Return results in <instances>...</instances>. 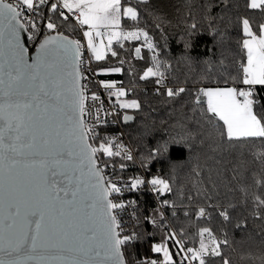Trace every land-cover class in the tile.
I'll return each mask as SVG.
<instances>
[{
	"label": "snow or ice",
	"instance_id": "1",
	"mask_svg": "<svg viewBox=\"0 0 264 264\" xmlns=\"http://www.w3.org/2000/svg\"><path fill=\"white\" fill-rule=\"evenodd\" d=\"M244 6L264 15V0H245ZM233 7L229 0H203L199 5L208 34L217 44L223 43L226 33L220 25L231 23ZM216 8L218 12L213 11ZM145 16L155 21L163 45L142 24ZM167 23L152 0H137L134 5L129 0H0V264H215L213 258L219 264H232L224 249L246 243L251 247L253 225L260 229L257 235L264 245V195L254 198L250 224L246 217L236 219L229 210L233 205L220 202L221 184L211 181L203 193L197 192L205 197V206L192 209L200 222L198 243L188 246L184 229L171 230L161 211L176 207L165 195L175 194L170 178L153 175L146 181L136 176L127 183L108 171L115 168V158L132 161L133 149L116 137L99 136L96 125L106 123L100 116L103 101L89 89L88 73L123 72L122 67L99 64L93 69L92 61L118 58L125 42L140 41L134 46L136 57L144 59L142 49H147L152 61L140 79L155 78L157 94L187 107L192 116L185 119L196 118L195 127L182 136L197 161L194 171L203 156L210 176L220 177L228 171L227 157L232 155L235 174L245 163V152L257 145L254 159L264 163V22L254 30L251 18L237 13L242 55L235 76L221 77L223 84L204 83L209 79L204 74L188 86L176 87L169 86L173 65L168 58ZM198 31L196 22L188 26L179 41L183 51L176 59L187 64L195 61L191 38ZM24 33L36 41L34 57L25 46ZM76 34L79 38H74ZM204 62L210 66V61ZM99 84L109 97H116L121 109H141L139 100L121 99L127 92L116 87L117 81L102 79ZM90 101L100 105L95 115ZM123 119L134 117L125 114ZM138 137L136 154L145 168L175 143L156 138L154 127L147 123ZM119 168L125 169L126 164L120 162ZM255 183L264 188V174ZM145 184L164 197L158 199L154 215L144 217L167 232L163 242L151 247L152 252L163 254L162 260L126 255L138 233L126 234L118 219L119 211L135 204H125L122 189ZM213 212L220 218L216 227L210 224ZM232 229L248 233L247 240L236 241L230 236ZM169 240L179 246L175 255Z\"/></svg>",
	"mask_w": 264,
	"mask_h": 264
},
{
	"label": "trees",
	"instance_id": "2",
	"mask_svg": "<svg viewBox=\"0 0 264 264\" xmlns=\"http://www.w3.org/2000/svg\"><path fill=\"white\" fill-rule=\"evenodd\" d=\"M129 2L134 5L137 0H129ZM152 3L155 11L170 21V23L164 25V30L167 36L168 58L171 59L173 65L171 70L172 87L188 86L193 80H199L204 74L209 76V79L205 80L204 83L219 82L223 84L224 81L221 77H226L229 74L235 76L242 55L240 45L237 43V40L242 36V29L236 23L237 13L248 15L252 20L254 30L258 23L264 22V15H261L258 10L245 8V0H229V3L234 5L229 13L231 23L220 25L226 35L223 37V43L217 44L208 34L206 22L202 19L199 5L203 3V0H152ZM188 4L193 6L191 10L186 7ZM213 11L218 12L219 9L216 8ZM193 22L197 23L199 30L198 34L191 38V55L195 58V61L192 64H187L175 57H178L183 51V44L179 42L180 38L186 34L188 26ZM154 23L152 17L145 16L142 20V24L147 27L150 34L154 35L163 45L164 39L161 38L159 31L154 27ZM78 37L79 34L74 35V38ZM134 46H138V44L125 43L124 49L120 50L118 58H109L99 62L93 61V63L95 67L98 64L109 67H122L124 71L121 73L99 75V77L101 80L112 79L117 81V86L124 87L127 92V96L121 99H137L142 105L140 110L121 109L116 97H110L119 107L121 115L126 113L134 115L133 122L125 124L124 127L135 150L139 139L138 133L145 123L154 127L156 138L175 141V143L170 144L169 152L165 156L147 162V167H143L150 179L153 175L170 178L175 194L166 197L174 201L176 207L175 209H167L166 214L175 231L179 233L181 228L184 229L186 233L184 239L188 246L198 243L197 230L200 222L193 217L192 209L197 206H205V197L197 195V192L203 193L211 181L217 180L221 184L219 189L220 202L225 205H233L234 208L230 207L229 210L236 219L246 217L251 224L254 198L257 195H264V188L255 183L264 174V163L254 159V152L259 150V145L256 146L255 150L245 152L243 157L245 163L236 169L235 174L232 171L233 156L229 155L227 160L230 163L226 166L228 171L220 177L214 174L210 176L203 156L199 159L200 168L196 169L201 174L196 175L194 168L197 161L186 150L182 139L187 129L195 127L194 121L196 118L185 119V115L192 116L187 107L181 108L180 103H169L166 96L157 94L153 77L147 80L140 79L146 68L150 66V61L144 49H142V55L145 58H137ZM121 59L124 61L122 65L119 63ZM205 60L210 61V66L204 62ZM185 81H187V84ZM99 136L105 139L100 134ZM114 175L119 179L134 177L138 175V170L132 166L127 171L115 169ZM224 185H227V187H224ZM188 196L192 197L191 201L187 199ZM121 199L126 205L129 201H135L134 205L126 207L124 214L122 210L118 212L121 227H126L128 233L132 231L138 233L126 255L130 253L135 255L137 259L151 257L162 260L163 254L152 252L151 247L153 244L164 241L166 231L163 228L153 226L144 219L145 216L154 215L153 209L157 207L151 194L148 190H140L123 193ZM186 210L189 213L188 216L184 214ZM173 211H175V216L172 215ZM219 221L220 218L213 212V218L210 221L211 226L216 227ZM251 231L252 235L255 236V242L251 247L246 243L245 245L234 244L232 249H224L225 252H228L232 264H262V261H264V245L260 244L257 235L260 229L253 225ZM230 236L236 241L247 240L248 233H241L232 229L230 230ZM167 245L175 255L179 247L171 240L167 241ZM213 260L215 264H219L218 258H213Z\"/></svg>",
	"mask_w": 264,
	"mask_h": 264
},
{
	"label": "built area",
	"instance_id": "3",
	"mask_svg": "<svg viewBox=\"0 0 264 264\" xmlns=\"http://www.w3.org/2000/svg\"><path fill=\"white\" fill-rule=\"evenodd\" d=\"M79 38V37H78ZM125 43H132V44H140L142 43V41L140 42H125ZM36 45V41L35 40H30V46H35ZM116 45L114 44V47ZM145 52L147 53L148 57H149V61H150V66H151V58H150V53H148L147 49H144ZM240 62V61H239ZM239 65V63H238ZM92 68L94 69V63L92 61ZM172 70V69H171ZM89 76V80L91 81L88 85L89 89L91 91H95L101 98V100L103 101V107L100 109V116L102 118V121H106V123H100L98 125H96L97 131L98 133L103 136L105 139L111 138V137H116L117 138V142L122 141L124 144L130 146L133 149V155H134V159L132 161H121L120 158H115L116 160V166L114 169H112L111 167L108 169V171L110 173L113 174V178L116 180H119L121 182H127L130 183V178H134V177H127V178H116L114 175V171L115 169H118L119 171H127L130 166H132L134 169L138 170V175L142 178H144L146 181L150 180V178L148 177L145 169L141 166V162L136 154V150L133 147L130 138L125 130V123L123 121V116L120 114V110L119 107L115 104V102L113 100H111V98L108 96L107 91L103 88V86H101L99 84V81L101 80L99 75L94 74L92 72L88 73ZM153 80H155V78H153ZM170 80H171V75H170ZM155 84V83H154ZM171 86V84L169 85ZM155 87H157V85H155ZM100 107L99 103L97 104H92L90 101V108L92 109L93 115H95V110L96 108ZM105 113H107V115H105ZM105 160H109V158L104 157ZM123 162L126 164V168L121 170L119 168V163ZM112 161L109 160V164L111 165ZM140 190H148V192L151 194L155 205L157 206L158 204V199H163L164 197H158L156 193L152 192L150 185L145 184V185H141L139 188L137 189H133V190H129V189H122L123 193H131V192H137ZM171 194V193H170ZM170 194H165L166 196H169ZM161 211H164V215L167 218L169 224L171 225V230L175 231L172 223L170 222V219L168 217V215L166 214L165 209L161 208ZM123 214L124 212H126V208L125 211L122 210ZM123 229L125 230V233H128V229L126 227H123ZM133 232V231H132ZM135 232V231H134ZM167 235V232H166ZM177 238L179 239V235L177 236ZM184 243L186 244V240L184 239ZM179 247V246H178Z\"/></svg>",
	"mask_w": 264,
	"mask_h": 264
},
{
	"label": "water",
	"instance_id": "4",
	"mask_svg": "<svg viewBox=\"0 0 264 264\" xmlns=\"http://www.w3.org/2000/svg\"><path fill=\"white\" fill-rule=\"evenodd\" d=\"M23 38H24V41H25V46L29 48V50H30V54L34 57V56H35V46H30V40L28 39V33H24V34H23ZM126 114L129 115V116L134 117L133 114H129V113H126ZM124 115H125V114H124ZM123 117H124V116H123ZM133 120H134V119H133ZM133 120L125 121V120L123 119V121H124L125 124H130V123L133 122Z\"/></svg>",
	"mask_w": 264,
	"mask_h": 264
},
{
	"label": "rangeland",
	"instance_id": "5",
	"mask_svg": "<svg viewBox=\"0 0 264 264\" xmlns=\"http://www.w3.org/2000/svg\"><path fill=\"white\" fill-rule=\"evenodd\" d=\"M116 87H118L117 84H116ZM112 97H113V96H112Z\"/></svg>",
	"mask_w": 264,
	"mask_h": 264
}]
</instances>
